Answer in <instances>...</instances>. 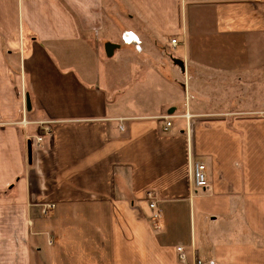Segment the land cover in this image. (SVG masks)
Wrapping results in <instances>:
<instances>
[{
  "label": "crops",
  "instance_id": "0c3cea01",
  "mask_svg": "<svg viewBox=\"0 0 264 264\" xmlns=\"http://www.w3.org/2000/svg\"><path fill=\"white\" fill-rule=\"evenodd\" d=\"M198 260L264 264V0H0V264Z\"/></svg>",
  "mask_w": 264,
  "mask_h": 264
},
{
  "label": "built area",
  "instance_id": "2783aa9c",
  "mask_svg": "<svg viewBox=\"0 0 264 264\" xmlns=\"http://www.w3.org/2000/svg\"><path fill=\"white\" fill-rule=\"evenodd\" d=\"M177 40H172L171 44L173 47H176L178 44ZM170 118V117H169ZM168 117H166L165 119H169ZM41 125V131L43 134H49L51 133V127L49 124L47 123H40ZM171 126V123L169 121H167L166 123V130H168V128ZM36 143L40 144L41 141L43 140L42 136L38 135L36 136ZM207 174H206V166H204V164L201 163H197L194 165L193 167V179H194V185L198 188V189H207L209 187L208 184V179L206 178ZM149 199H151V193L148 194ZM151 208L156 209L157 205L155 202L150 203ZM54 205H49V207L47 206L46 208H44V214H48L49 211H51L53 209ZM161 214L159 212H155L154 213V219L155 220H159L161 218L160 216ZM184 249L183 248H178L177 253H179V256L182 260L186 259V254L185 252H183ZM195 264H203L202 261L198 260V262H196Z\"/></svg>",
  "mask_w": 264,
  "mask_h": 264
},
{
  "label": "water",
  "instance_id": "95a60500",
  "mask_svg": "<svg viewBox=\"0 0 264 264\" xmlns=\"http://www.w3.org/2000/svg\"><path fill=\"white\" fill-rule=\"evenodd\" d=\"M106 47H107V52H108L109 56H112L114 49H115V46L114 45H108ZM176 62L178 63V61H176ZM29 99H30V96L27 95V97H26L27 110L31 111L32 105H31V100H29ZM26 149H28V159H29L28 161L32 162L31 161L32 160V142L31 141L28 142Z\"/></svg>",
  "mask_w": 264,
  "mask_h": 264
},
{
  "label": "rangeland",
  "instance_id": "374dc122",
  "mask_svg": "<svg viewBox=\"0 0 264 264\" xmlns=\"http://www.w3.org/2000/svg\"><path fill=\"white\" fill-rule=\"evenodd\" d=\"M233 98H235V97H233Z\"/></svg>",
  "mask_w": 264,
  "mask_h": 264
}]
</instances>
